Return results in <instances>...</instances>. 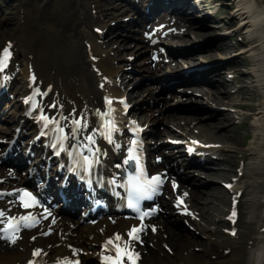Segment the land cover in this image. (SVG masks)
I'll use <instances>...</instances> for the list:
<instances>
[{"label":"bare ground","instance_id":"6f19581e","mask_svg":"<svg viewBox=\"0 0 264 264\" xmlns=\"http://www.w3.org/2000/svg\"><path fill=\"white\" fill-rule=\"evenodd\" d=\"M96 2L98 1H95V3ZM232 2L236 4L238 3L242 7L238 12H235V14L232 15L231 19L238 18L243 21V23H245V28L247 30H253L250 34V37H252L251 53L253 55V59L251 61V74L254 78V81L257 83L255 93H258L257 95L262 96V100L259 105V108L256 110L253 116L252 128L254 130V133L253 138L248 146L250 154L249 161L246 167L247 178L243 181L244 186L246 187L247 196L245 201L246 217L242 230L243 232L241 234L242 237L240 240L230 239L225 242V245H227L228 247H232V251L228 258L223 262L224 264L231 263L233 257L241 258L242 256H244V254L246 253L245 248H247L250 243L256 246V250H258L262 243V228L264 227V0H233ZM82 3L84 4V7H87L88 0H82ZM227 6L230 7V5ZM95 8H97V12L91 17V20L96 21L97 23H103L104 26L108 25V23H105V20L103 18L101 7L95 6ZM32 13L33 18L36 19V12L32 11ZM254 21L256 23H254ZM256 25H258V29L255 28ZM48 28L54 34H61L62 32L60 24L55 22L50 23L48 25ZM73 32V35L70 36L77 37L78 32L75 30H73ZM200 34H202V32H196V35ZM39 35V32L36 31L34 34H22L19 38L16 39L18 44L17 46L20 47V51L24 56L25 65H27L29 61H34V59L42 60V55H44V59H47L48 56L52 54L51 50L46 48V46L39 48V50L35 47V43ZM84 35L86 38L92 39L95 49H98V45L96 44L95 40L96 36L93 34V32L91 33L85 31ZM29 36L33 37L34 39H29ZM178 41L181 42L183 41V39H178ZM23 42H26L27 44L24 45ZM222 47H224V45H222ZM222 47L215 45L216 49H220ZM54 48L58 52H60L64 50V44L62 43V41L58 40L54 44ZM84 49L85 47H82V50ZM80 52L81 55H78L77 53H71L70 55L66 54L67 59L75 69L77 68L78 62L83 61L84 63H87L88 55L85 52ZM107 52L110 54V51ZM193 54L194 52L187 53V55ZM31 56H34V58H31ZM113 59L114 58H111L109 56L106 58H102L99 64L107 71H112V69H110L108 66L110 65V60ZM60 62L61 70H58L56 67L53 68V64L50 66V68H47L46 66L41 65L43 61H39L40 67L38 65L37 66L40 71L41 77L47 80L49 83H54L56 88H58L60 92L63 93L59 88V78L68 73H76L80 87L79 101H84L86 97L84 96V92L82 89L83 76L78 74L77 71L75 72V69L67 63V60H60ZM79 76L80 78H78ZM210 97L215 101L221 100L219 96L214 95L213 93L210 95ZM224 97L227 100H230L231 94L228 93ZM14 105H18L17 101H14ZM10 118L13 119L12 116H10ZM192 118L197 119V115L188 117L189 120H191ZM169 119L177 121L178 118L176 116H169ZM206 121L207 122L202 124V127L207 126V128L212 129L225 125L224 122H218L216 118H211L210 120ZM0 135L2 134L0 133ZM225 136L229 138L231 137V133H226ZM212 175H214V173H212ZM209 196L210 194L204 195L200 193H195V198L204 202L203 208L208 206L206 201L209 200ZM167 219L168 216L161 217V220L163 222H165ZM118 223L120 225H123L125 221H119ZM108 228H114V226L112 227L111 225H109ZM178 231L179 233H177V238H175L174 240V245L176 248V255L179 258L181 264H217L221 262L222 258L226 257L224 255V250L220 252L218 246L214 244H209L210 253L218 254V259L216 261H212L209 258L204 261L197 260L196 258L192 257V253L190 250L191 245L188 246V243L186 242V238L188 237L183 232L181 226H178ZM157 237V239L162 240V233H159ZM189 240L192 241V245L196 242L193 239ZM241 240H243V245H238L239 243H241ZM184 251H188V254H183ZM254 259L256 260V264H264L263 257L261 255L255 256ZM168 260L169 257H166L165 259L157 257L155 260L149 259L147 264H165ZM0 264H2L1 260Z\"/></svg>","mask_w":264,"mask_h":264},{"label":"snow or ice","instance_id":"6c2138e0","mask_svg":"<svg viewBox=\"0 0 264 264\" xmlns=\"http://www.w3.org/2000/svg\"><path fill=\"white\" fill-rule=\"evenodd\" d=\"M3 52H4V59L0 60V72H3V70L7 66L8 57L10 56V52L8 50V47L4 48ZM108 103L111 104V101H109ZM48 107L55 109V108H58L59 106L56 105V104H50ZM72 115H73L72 113H69V117H71ZM81 117H82V114H77V118L74 121L75 127L70 130V135H71V137H73V140L69 141V147H72L74 145V143H75L74 138L77 136V134L82 133L84 128L88 127L87 122H86L87 118L83 117L85 123L82 125L81 124ZM65 119L67 120L68 118L66 117ZM41 120L45 121L43 126L45 128H47L48 127V122L50 121V118L48 116L42 115L41 116ZM58 133H59V135H58L57 145H50V147H56L58 149V151L67 152L68 149L65 148L64 143H63L64 140H65V136L63 134L64 133V127L63 126H60L58 128ZM107 138L109 139L110 142L112 141V135H111V130L110 129L108 130ZM87 139L92 145V148H90L89 150L93 151L94 156H96V158L99 159L100 158L99 157V153L102 150L94 147L95 144H96V141L94 140V138L87 137ZM133 143H135V141H133ZM133 161L135 162V168L138 170V175L135 176V177L130 178V181H129L130 186H131L130 196L131 195H135L136 199L135 200L130 199L129 200V206L133 207V208H136L139 199L145 198V197H150L151 193H155L156 191H158L159 186L162 183V180H161L160 176H155V177L152 178V180H145L143 183H139L138 182V177L143 176V169L140 168V166H139L138 158L136 156L132 155V154H129L127 160H125L124 163L125 164H129L130 162H133ZM83 162L85 164L91 166L95 161L94 160H90L88 155H84L83 156ZM173 187H175V185H173ZM0 195H2V194H0ZM24 195H28V194L25 193ZM30 206H31L30 204L24 203V207L25 208H28ZM6 212H8L7 209H5L3 211H0V217H3ZM147 215H148L147 212L142 213L141 216H140V219L143 220L144 217L147 216ZM232 215L234 217L236 215V213L233 212ZM21 220H27V217H21ZM154 230L155 229H153V231ZM138 231H140V229H138V228L132 229V233H136ZM232 234L235 235V232L233 231ZM4 238H8V237H4ZM116 239L119 240L120 237L117 236ZM131 239L132 240H136L137 236L136 235H132ZM10 242L15 244L16 240L13 238V239L10 240ZM108 243L109 244H113V241L109 240ZM116 252H117V256L120 257V259L113 260L112 264H121V261H122L124 253L119 247H117ZM33 255L36 256V257H39L41 255L40 250L35 251L33 253ZM35 264H40L39 259H37ZM76 264H79V262L77 261Z\"/></svg>","mask_w":264,"mask_h":264},{"label":"rangeland","instance_id":"374dc122","mask_svg":"<svg viewBox=\"0 0 264 264\" xmlns=\"http://www.w3.org/2000/svg\"><path fill=\"white\" fill-rule=\"evenodd\" d=\"M11 12H9L8 14H10ZM5 27H8V26H6V25H3L2 26V28H5ZM207 38V37H206ZM256 94H258V93H256ZM260 103V97H259V100H258V104ZM255 113V112H254ZM244 133V132H243ZM242 133V134H243ZM201 134H203L204 136H206V137H209V138H212L213 137V139H218L217 137H214L213 136V132L212 131H208V130H204V129H201ZM241 134V135H242ZM214 175H215V173H214ZM207 189H209V187H207ZM219 194H220V191H219ZM209 199H210V196H209ZM188 246L189 245H191L192 246V241L191 240H189L188 242Z\"/></svg>","mask_w":264,"mask_h":264}]
</instances>
